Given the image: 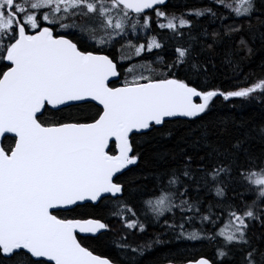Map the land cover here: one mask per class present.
Here are the masks:
<instances>
[{"label":"snow or ice","instance_id":"snow-or-ice-1","mask_svg":"<svg viewBox=\"0 0 264 264\" xmlns=\"http://www.w3.org/2000/svg\"><path fill=\"white\" fill-rule=\"evenodd\" d=\"M0 264H264V0H0Z\"/></svg>","mask_w":264,"mask_h":264},{"label":"trees","instance_id":"trees-1","mask_svg":"<svg viewBox=\"0 0 264 264\" xmlns=\"http://www.w3.org/2000/svg\"><path fill=\"white\" fill-rule=\"evenodd\" d=\"M179 2V0H178ZM259 63V61H258ZM234 115L236 116L237 119L243 118V119H250V118H254L256 120L259 119V113L255 112L251 109H247V110H240L237 109L234 113Z\"/></svg>","mask_w":264,"mask_h":264}]
</instances>
